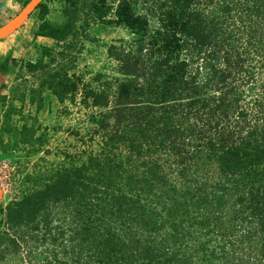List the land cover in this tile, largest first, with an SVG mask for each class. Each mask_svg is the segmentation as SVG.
<instances>
[{
	"label": "trees",
	"instance_id": "trees-1",
	"mask_svg": "<svg viewBox=\"0 0 264 264\" xmlns=\"http://www.w3.org/2000/svg\"><path fill=\"white\" fill-rule=\"evenodd\" d=\"M60 1L65 24L55 28L44 21L43 0L32 13L40 21L36 36L62 43L72 35L74 0ZM199 1L168 0L162 28L151 38L161 55L152 74L139 66L141 58L108 48L119 73L129 78L118 83L109 113L93 118V133L106 130L108 117L118 128L103 136L98 154H89L79 167L55 171L43 187L6 206L0 264H264V80L245 103L240 86H228L230 73L221 72L222 91L214 96H203L187 81L188 61L181 55L205 49L210 39L199 20ZM229 2L220 7L228 16L241 9L242 31H250V38L264 33V0L230 2L234 8ZM92 8L101 11L97 4ZM110 23L134 34L137 46L143 43L147 20L127 0L118 3ZM219 54L229 68V52ZM43 87L59 103H72L81 91L85 105L110 104L104 90L94 91L67 73L55 74ZM182 138L183 145L177 144ZM193 140L190 151L187 142ZM158 147L179 161L170 174L157 161H140L143 148ZM121 148L126 156L116 152Z\"/></svg>",
	"mask_w": 264,
	"mask_h": 264
},
{
	"label": "rangeland",
	"instance_id": "rangeland-1",
	"mask_svg": "<svg viewBox=\"0 0 264 264\" xmlns=\"http://www.w3.org/2000/svg\"><path fill=\"white\" fill-rule=\"evenodd\" d=\"M26 1L28 0H13L1 5L0 27L21 12ZM120 1L122 0H74L75 5L70 8V12L74 14L75 29L69 38L58 45L37 74L41 83L50 82L55 74L67 73L69 77L74 75L81 80L82 85L94 91L104 90L109 96L108 108L99 109L83 104L80 91L74 96L72 103L65 98L64 102L50 108L45 114L39 111L37 116L30 117L26 121L29 126L18 134L12 129L14 123L4 118L1 130L12 136L13 140L12 143L9 140L0 141V225L5 208L10 202L18 200L31 190L43 187L55 171L79 167L89 154H98L103 147V136L118 128L114 119L108 117L106 130L93 133L98 130L94 126L93 118L100 119L101 113H109L117 98L118 83L126 82L129 78L119 73L120 63L108 54L110 46L115 47V54H130L141 58L139 66L144 65L146 72H154L153 63L158 61L161 55L151 47V38L161 30L160 18L170 3L168 0H127L132 11L147 20V29L143 33L144 41L138 47L134 34L110 23ZM240 1L230 2L237 5ZM223 2L224 0L199 1L197 12L200 13L199 20L207 25L209 44L205 49L182 54L180 58L188 61L185 78L202 91L200 94L219 95L222 91L220 75L225 72L223 75L230 73L226 81L228 86H240L239 91L245 99L242 103H245L256 94L255 86L262 84L264 80V45L260 42H264V33L259 32L255 38H250V31H242L243 24L238 22L241 9L236 7L228 16L220 7ZM230 2L234 8V4ZM60 3L63 11L65 5L61 1ZM92 4H97L101 11L95 14ZM220 49L231 55L232 63L229 68L220 59ZM147 78L148 74L139 77V82L145 83ZM21 93V87H18L16 94L21 96ZM16 110L17 107H12L10 114L16 116ZM163 112L164 110H160L158 114ZM198 132L199 130L194 132V137H199ZM194 140L192 144L187 142V149L190 151L195 146ZM184 141L182 138L177 144ZM167 146L165 149L171 145ZM143 150L141 162L143 159L144 162L157 161L168 174L175 170L174 167L179 162L168 150L165 152L160 147L156 151H151L150 148L149 152L146 148ZM116 152H121L122 156L127 155L125 148ZM140 161H137V164ZM169 178L178 183L181 180L177 175H169Z\"/></svg>",
	"mask_w": 264,
	"mask_h": 264
},
{
	"label": "crops",
	"instance_id": "crops-1",
	"mask_svg": "<svg viewBox=\"0 0 264 264\" xmlns=\"http://www.w3.org/2000/svg\"><path fill=\"white\" fill-rule=\"evenodd\" d=\"M11 1L13 0H0V4ZM43 3L48 8L44 21L52 27H62L66 20L59 6L60 0H44ZM39 25L37 15L32 14L13 33L0 40V141L9 140L12 143L13 140L12 136L1 130L4 118L14 123L12 129L18 134L29 126L26 121L30 117L59 105L58 99L45 87L42 88V83L38 81L39 69L30 71L26 67V64H36L39 61L45 64L48 56L61 44L47 37L36 36ZM7 58L14 63L7 64ZM18 87H21V96L16 94ZM12 107H17L16 116L10 114ZM18 119L20 120L17 121Z\"/></svg>",
	"mask_w": 264,
	"mask_h": 264
},
{
	"label": "water",
	"instance_id": "water-1",
	"mask_svg": "<svg viewBox=\"0 0 264 264\" xmlns=\"http://www.w3.org/2000/svg\"><path fill=\"white\" fill-rule=\"evenodd\" d=\"M43 0H30L23 10L19 12L14 18H12L8 23L0 27V40L6 38L8 35L13 33L17 28H19L24 21L32 15L34 10ZM0 204H1V190H0Z\"/></svg>",
	"mask_w": 264,
	"mask_h": 264
}]
</instances>
